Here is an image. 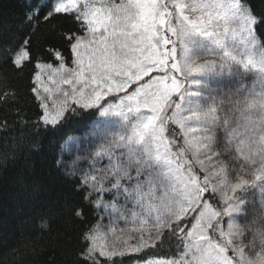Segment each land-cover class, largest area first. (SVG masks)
Segmentation results:
<instances>
[{
    "label": "snow or ice",
    "instance_id": "1",
    "mask_svg": "<svg viewBox=\"0 0 264 264\" xmlns=\"http://www.w3.org/2000/svg\"><path fill=\"white\" fill-rule=\"evenodd\" d=\"M21 7L15 30L0 26V67L31 68L42 130L58 148L73 139V116L87 130L74 159L60 162L67 201L41 216L83 226L79 264H96L100 228L120 210L151 224L136 244L100 255L176 240L179 258L162 264H264V9L250 0ZM46 41L59 67L36 55ZM60 84L69 90L50 86ZM107 117L120 118L118 131Z\"/></svg>",
    "mask_w": 264,
    "mask_h": 264
},
{
    "label": "trees",
    "instance_id": "2",
    "mask_svg": "<svg viewBox=\"0 0 264 264\" xmlns=\"http://www.w3.org/2000/svg\"><path fill=\"white\" fill-rule=\"evenodd\" d=\"M259 11L264 0H250ZM23 0H0V26H11L24 10ZM46 41L36 48L40 62L57 66ZM66 65H72L71 53L59 49ZM31 68L22 75L11 66L0 67V264H79L80 233L83 226L64 213L41 219L50 206L59 207L69 197V178L60 162L64 142L57 147L42 129L39 100L30 88ZM68 137L82 136L87 130L77 125ZM73 128L76 130L74 131ZM181 245L176 240L163 247H149L139 253L100 258L96 264H140L151 259H178ZM89 264H92L89 261Z\"/></svg>",
    "mask_w": 264,
    "mask_h": 264
},
{
    "label": "rangeland",
    "instance_id": "3",
    "mask_svg": "<svg viewBox=\"0 0 264 264\" xmlns=\"http://www.w3.org/2000/svg\"><path fill=\"white\" fill-rule=\"evenodd\" d=\"M122 0H113V3L119 4ZM54 67H59V64ZM65 67L72 68L74 65L68 66L65 64ZM61 77L57 76L56 79L59 80ZM45 80H47V73H45ZM55 89L56 87H60L64 90H69L68 85L60 84V85H50ZM59 93L55 92L51 95V98L49 100V104L51 106V101L56 100L59 97ZM105 120H108L111 122V125L113 128H115L117 131L119 130L121 120L119 117H107L104 118ZM86 134L82 136H73V139L68 141L67 147L63 148V155L65 156V159L63 162L70 163L74 159V154L77 151L78 148V137L86 136ZM66 171V169L64 168ZM251 196V192L248 194ZM260 193L257 191L255 199H259ZM135 211V210H133ZM112 223L108 225V227H101L100 228V234L101 239L98 241V244L100 245L99 250L97 251L96 255V261L100 258H111L114 256H108V255H100V251H103L105 253L109 252L111 249H123L125 246L128 245H134L138 241L136 237L138 236V229L143 226V222L145 220L148 221L149 225L151 224V218L146 215L141 214H128L124 213L123 210H120L118 213H114L111 217ZM105 223H107L105 221ZM247 243V241H245ZM129 252L128 254H130ZM171 261L175 259H151L145 263L140 264H162L163 261Z\"/></svg>",
    "mask_w": 264,
    "mask_h": 264
}]
</instances>
